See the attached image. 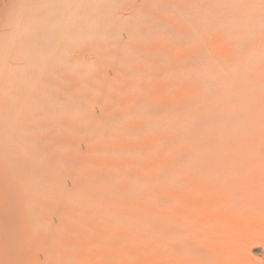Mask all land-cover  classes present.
I'll list each match as a JSON object with an SVG mask.
<instances>
[{
	"label": "bare ground",
	"instance_id": "1",
	"mask_svg": "<svg viewBox=\"0 0 264 264\" xmlns=\"http://www.w3.org/2000/svg\"><path fill=\"white\" fill-rule=\"evenodd\" d=\"M261 98L264 0H1L0 264H264Z\"/></svg>",
	"mask_w": 264,
	"mask_h": 264
},
{
	"label": "rangeland",
	"instance_id": "2",
	"mask_svg": "<svg viewBox=\"0 0 264 264\" xmlns=\"http://www.w3.org/2000/svg\"><path fill=\"white\" fill-rule=\"evenodd\" d=\"M261 99L264 100V98H261ZM259 101H260V104L258 106V111L256 112L257 114L255 113V116L257 117L254 118V122L258 121V123H253V125L250 127V130L249 131L246 130L245 133L247 134H245L246 136L244 135L243 138L248 140L249 144H255V145L259 144L258 146H260V143H261L260 147L264 149V117H262L264 115V105H261L262 103H264V101L262 100H259ZM259 115L261 116L259 117ZM252 133L253 134L256 133V135L251 136ZM262 160L264 161V158H262Z\"/></svg>",
	"mask_w": 264,
	"mask_h": 264
}]
</instances>
